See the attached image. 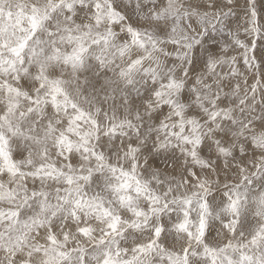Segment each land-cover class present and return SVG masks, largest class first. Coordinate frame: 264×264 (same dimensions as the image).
I'll return each instance as SVG.
<instances>
[{"label": "snow or ice", "instance_id": "obj_1", "mask_svg": "<svg viewBox=\"0 0 264 264\" xmlns=\"http://www.w3.org/2000/svg\"><path fill=\"white\" fill-rule=\"evenodd\" d=\"M0 264H264V0H0Z\"/></svg>", "mask_w": 264, "mask_h": 264}]
</instances>
